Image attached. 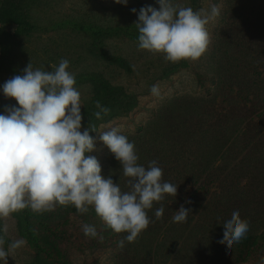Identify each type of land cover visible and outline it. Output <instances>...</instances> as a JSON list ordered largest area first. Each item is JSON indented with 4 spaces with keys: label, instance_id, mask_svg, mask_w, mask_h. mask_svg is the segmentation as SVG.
Returning a JSON list of instances; mask_svg holds the SVG:
<instances>
[{
    "label": "rangeland",
    "instance_id": "1",
    "mask_svg": "<svg viewBox=\"0 0 264 264\" xmlns=\"http://www.w3.org/2000/svg\"><path fill=\"white\" fill-rule=\"evenodd\" d=\"M175 2L193 10H210L212 5L220 9V15L207 26L210 43L198 60L168 62L163 54L138 47L139 33L135 26L138 16L132 9L138 12L151 5L159 10L156 0H129L127 6L115 0H27L20 25L0 26V85L15 75H22L29 63L33 69L51 71L60 60L67 59L81 93V131L89 130L96 140V151L90 155L100 162L102 175H111L115 182L121 174L120 163L99 140L98 132L118 127L127 137L137 135L139 128L151 121L168 101L200 95L197 70L208 76L219 75L218 60L226 64L239 58L251 39L257 40L252 38L248 23L259 13L260 5L264 4L262 0ZM227 76L224 80H228ZM153 85H158V95L150 91ZM98 104L109 109L106 114L101 112L99 119L95 116L100 111ZM13 105L18 106L15 100L0 93V113ZM93 127L97 132L91 130ZM84 223L95 225L103 239L87 238L81 230ZM4 224L8 232L0 233L3 247L7 248L16 239L26 241L8 258V264L126 263L120 258L124 252L118 250L115 233L93 208L82 215L72 206H58L42 214L26 209L0 221V226ZM173 231L164 237L167 240L159 252L165 255L158 257L164 264L234 262L229 254L234 244L229 248L209 241L197 252L196 244L191 241L186 244L173 241ZM127 255L133 259L135 252L132 250ZM139 255L142 259L145 254ZM146 263L150 264V260Z\"/></svg>",
    "mask_w": 264,
    "mask_h": 264
},
{
    "label": "clouds",
    "instance_id": "2",
    "mask_svg": "<svg viewBox=\"0 0 264 264\" xmlns=\"http://www.w3.org/2000/svg\"><path fill=\"white\" fill-rule=\"evenodd\" d=\"M128 2L115 0L124 6ZM156 3L159 10L151 5L138 12L132 9L138 16V47L163 54L173 63L200 59L210 43L207 26L220 15L219 7L193 10L175 0ZM69 68L67 59L60 60L51 71L33 69L29 63L22 75L0 85V93L18 105L0 113V221L26 209L42 214L58 206H72L82 215L93 208L108 229L123 234L117 241V247L123 249L153 222L148 212L154 205H160L153 213L155 219L163 218L162 201L176 198L178 185L163 179V169L157 161L149 162L147 167L138 163L135 144L118 127L98 133L99 140L122 165L120 177L125 179L127 190L111 175H102L100 162L90 155L96 151V140L89 130L81 131V93ZM150 91L158 95V85ZM97 107V119L101 112L109 111L99 104ZM91 130L97 132L94 127ZM190 214L191 210L181 205L173 211L171 221L187 223ZM218 224L223 228L219 242L229 248L249 231V222L241 218L237 206ZM81 230L87 238L99 236L95 225L84 223ZM7 232V224L0 226V233ZM3 244L0 236V262L8 264V258L26 241L13 240L7 248Z\"/></svg>",
    "mask_w": 264,
    "mask_h": 264
},
{
    "label": "trees",
    "instance_id": "3",
    "mask_svg": "<svg viewBox=\"0 0 264 264\" xmlns=\"http://www.w3.org/2000/svg\"><path fill=\"white\" fill-rule=\"evenodd\" d=\"M26 2L0 0V26L20 25ZM248 25L257 40L251 39L239 58L226 64L218 60L219 75L197 70L200 95L168 101L137 135L128 137L136 146L138 163L147 167L157 161L163 179L178 185V194L162 201V219H155L160 205H154L148 212L153 221L149 227L135 242L118 248L125 264H147V259L164 264L158 257L165 255L159 252L171 230L173 241H191L197 252L209 241L220 243L223 228L218 223L233 206L249 222V231L232 246V264H264V4ZM120 176L115 183L127 190ZM181 205L191 210L188 222L173 223V211ZM114 235L117 244L123 234ZM132 250L133 259L127 255ZM140 252L145 254L142 259Z\"/></svg>",
    "mask_w": 264,
    "mask_h": 264
}]
</instances>
